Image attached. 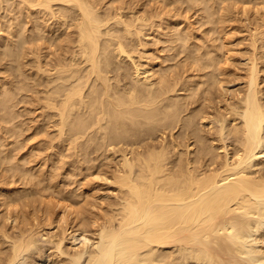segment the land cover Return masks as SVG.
<instances>
[{
	"label": "bare ground",
	"instance_id": "6f19581e",
	"mask_svg": "<svg viewBox=\"0 0 264 264\" xmlns=\"http://www.w3.org/2000/svg\"><path fill=\"white\" fill-rule=\"evenodd\" d=\"M16 1L17 0H0V9H5L7 7L6 14L7 12L9 13L10 9L16 10ZM102 1L99 0V3H102ZM163 1L164 0L160 2L163 3ZM167 1L170 3V0ZM175 1L178 2V0ZM175 1L172 0L171 3H175ZM179 1H183L182 5L185 2L187 6L189 5L188 3H193V6H196L195 4L199 0ZM223 1L225 2L227 0H222L221 2ZM235 1L236 5L234 0H231V2L229 1L230 5L233 4L236 6L233 7V11H230L232 15L233 12H236L234 9L237 8L239 10L238 7L241 6L238 0ZM245 1L246 5H242L243 7H241L240 10L244 15L247 14V9L248 11L251 9L249 8L250 3L247 5V2L252 0ZM254 1L255 3L257 2V0ZM254 1L252 2L255 5ZM259 1L261 0H258L257 3L261 5L262 2L261 6H264V2ZM18 2L19 1H17V5L22 9L21 18L22 16L23 18L20 19L19 14H17L15 20L8 17L9 20L12 19V23L10 22L9 24V21L8 23L5 22L6 26L7 24L10 26L8 28L6 27L7 33L6 31L3 33L4 30L2 32L5 23L4 26L2 25L3 23H0V34H4V37H0V40H6L7 37L5 34L8 35V41H6L5 44L3 42L2 45L0 41V61L11 57H14L15 60L17 57L18 60L22 52L23 55L26 54V58L28 55L29 58L30 56L33 58V66L30 70L33 68L35 71L34 75H38L37 77L40 81H37L36 85H34V87H38V89L36 88L37 90L34 89V94L35 90L38 93L37 98L36 95L32 97L39 101H37L39 104V106H37L41 109L40 114L42 115L40 116H44V120L41 119V121H44V125L41 124V130L39 129L41 133L38 131V134L40 133L43 135L45 128L47 129L48 126H51L52 129L54 128L53 130H55L56 133V139L54 140H57L60 144L63 142L67 148L69 146L72 147L73 150L71 154H73L71 157L74 161L77 160L76 164L80 161L83 163L85 156L86 159H88L87 155L91 154V152L95 151L96 154V151L101 152L102 150L103 155V152L105 154L106 151L112 149L113 152L111 157L118 158V162L114 164V166L112 163L114 170L112 171L113 173L110 174V176L112 175L110 182L108 181L109 178L106 177H103L104 179L102 178L101 180L108 181L111 185L113 184L116 186L115 190H117V192L116 194L114 193L116 201L109 204L110 209L104 210V207V212L100 210L102 214L93 215L94 213H90L92 215L90 216L91 219L88 218L89 221H86L85 218L79 216L80 214L82 215L80 211L79 215L77 214V207L79 208V206L76 207L72 204V196L68 197V194L66 197L63 195L62 190L61 194L59 191L60 188L56 190L55 185L51 186L53 176L50 178L51 181H49L50 179L47 181L46 176L48 175L45 176L44 173V175L41 176V170L40 177L45 176L44 178L46 180L44 181H47L48 185L51 183V185L47 187L45 183V186L43 185V187L35 189V186L33 187L32 184L33 191L36 193L35 196H37L36 201L38 203V201L41 200L40 203H43V199L50 195L51 199L49 197L48 200H50L51 203L48 201L50 203L48 207L51 205V210L52 206L53 210H58L55 216V218H57L54 220L50 219L54 214L53 212L50 213V218L47 217V215L44 216L46 218H43L42 216L44 214L40 217H35L38 216L35 215V213V216L33 215V217H30L29 213V218L27 217L23 211L22 202L25 204L27 200L26 204H29L30 209L32 187L29 185L28 189H31L30 194L26 188V190L21 189L19 184H22L25 178V185H27V181L37 176H31V173L29 175L28 172L31 171L29 167L31 166L27 167L29 169H27L28 172L26 169H22L24 165L22 166L19 164L21 157L18 161L16 159L17 162L15 161L12 164L14 157L16 158L17 155L18 157H24L20 153L18 154V149L20 147L17 149L18 152L16 149L15 151L12 150V152H16L14 157H12L14 153L11 152L12 155L10 154L11 148H8V145L12 142L11 146H15L13 145L15 136L12 137L10 135L11 142H7V146L5 145L6 142L3 141L5 140L3 134H7V138L8 133L15 135L17 132V128L15 130L16 132H14V122L11 121L13 119H18L16 114H9L10 111H13H5L4 108L6 106L9 107L11 99L12 103L14 102L12 95L14 96L16 94L15 89L18 92L20 90L18 85L16 88L11 85L10 89L12 87V89H14V92H11L7 89L9 85L6 86V84V89H4V83L6 81L3 83L2 80L6 75L3 72L1 76H5L4 78L1 77L2 80L0 82V167L2 166L1 170H3L0 172V213L3 214L0 215V243L2 245L0 246V264H14L23 254L26 256L27 254L25 255V253L33 250L31 248L35 245V235L48 237L51 241L49 244L52 245L51 248H53L50 254H46L49 253L48 251L45 255L41 253L42 257L39 259L40 263L38 264H42L41 261L43 262V260L49 261L50 264H189L191 261H194L195 264H252L256 260L260 263L261 259L262 264H264V250L253 245L254 240L259 237V231L262 230L263 232L264 227V159L260 157V155H264V151L259 150L262 149L264 145V65L261 66V63H259V60L262 61V59H264V54L260 56L256 46L257 41H259L258 38L262 41V47L264 46V41L262 39L264 38V32H260L261 30L258 29L259 25L256 27L259 31L253 27L252 33L248 28L245 30V32L249 31L248 33H251V38L248 36L249 41L246 40L250 42L249 47L251 45L250 49H247V52L244 53L246 58L243 56V53H241L242 59L243 57L245 58L244 66L246 65V70L242 72V62L241 71H239V73L244 74L240 77L241 81H233L234 84L236 82L241 83H239L237 87L231 88L227 86L223 89L221 85L223 84L221 80L223 76L221 75L224 74V71L222 69L224 68L225 70V66H228L230 62L233 64L234 62L230 60H233L232 55L235 57V55L232 54V52L234 53L235 51L233 50L231 52L229 46L231 45L234 47L235 43H242V40L240 41L239 39V42L236 41L233 45L231 41H223L222 37V40L219 38L220 41L218 36L215 35L212 36L214 38L210 36L213 41L209 40L210 37L208 38L210 42L212 41L211 44L208 43L207 46H203L201 44V38L198 39L194 35H191L193 41L184 43L182 26L178 27L181 25L180 23H178V26L175 24L177 20H179V17L177 14L173 13L174 7L172 8L174 17L171 18L173 20L176 15L178 19L175 18V23L170 22V18L164 21L163 18H166V16H163L162 19H159L160 16H157L158 20L152 12L154 9L151 10L153 15H150L148 12L147 16L143 13L139 14V12H136L137 9L132 10L133 6L128 12L126 11V13H123L125 9L122 4V7H118L116 3H114V6L111 5L113 4L112 2H116V0H108L109 5L107 7H111L107 10L106 8L102 10L105 4L101 6L96 0H20V2ZM119 2L122 3V0H119ZM221 2H219L218 5L224 4L223 7H227V4L225 5V3ZM3 3H6V6L4 5L3 7ZM212 3L214 4V2ZM212 3L209 0H203V7H200L201 9L199 8L202 10V14L200 15L201 21V17H203V19H205V17L206 19L211 17V20L213 17L215 18L214 14H216V10H214V8L217 6L215 7V4L212 5ZM237 3L239 4L237 5ZM257 3L254 7L252 5L253 8H259L258 10L255 8L254 12L252 11L253 15L250 11L251 15L249 16H252V18L256 16L259 17L264 9V7H260ZM133 4L134 3H132V5ZM126 5L127 4H125V7ZM166 5L167 3L164 4L165 7ZM182 5L180 4L179 7ZM187 6L186 8H188ZM193 6L192 4L189 6L190 10L193 9ZM199 6H201V4H199ZM247 6L248 8L245 9ZM54 7H56L57 12ZM141 7H144V5ZM223 7V13H220L221 6H219L216 15H218L219 12V14L226 16L225 10H227V8L224 10ZM137 8L139 9V7ZM156 8L157 6L155 7V11H157ZM177 8L178 7H176V10ZM164 9L165 8H162V13ZM144 10H146V8ZM169 10L171 9H168V11ZM168 11L167 14L169 15ZM228 11L229 10H227V12ZM159 12H161V10ZM184 12H186L185 8ZM199 14L200 12L198 13L197 11L195 15L196 18L199 17ZM227 15V19L228 17L229 19L232 18V16L230 18V14ZM239 15V18H244L240 12ZM6 16H3V18H6ZM261 16L258 19L261 20ZM47 17L49 18L47 19ZM257 17L254 18L255 22L257 21ZM219 18L220 15L218 19ZM222 18L224 17L222 16ZM246 18L247 16L245 19ZM263 18L262 21H264ZM50 19L51 21L48 23L47 20ZM67 19L72 23L71 25L69 24L70 27L67 26V24L70 23V21L67 23ZM155 19L158 21H155ZM200 19V28L202 29L203 25L207 23H205V21L204 23L201 22ZM220 19L219 21H224L223 24L225 25L226 19ZM247 19L250 20V17ZM4 20L7 21V19ZM59 20L60 25L57 24ZM217 20L216 23L214 20V23L215 26L217 24L216 32L220 35L222 32H219V30L224 31V28L221 30L222 28L220 27L221 29L219 28V30H217L219 25L223 26V24L221 22L220 24ZM23 21L26 22V26H23ZM189 21H191V19ZM212 21H206L208 22V29H210L209 24ZM233 21L235 22V20ZM258 21L256 23H258ZM46 22L48 23L47 26ZM178 22H181V20ZM191 22H195V18L194 21ZM228 22H230V20L227 21V24ZM260 23V27L262 26L264 30L262 22ZM248 24L250 23L248 22ZM248 24L245 23V26ZM61 26L63 31L66 29L65 32L68 28L72 29L70 33L68 30L71 37L65 42L66 44L68 43L64 45L65 48L63 47L64 49H61V51L59 50L60 54H57L54 58L51 57L53 58L51 61L48 60L49 57L47 58L42 54L43 52H47L46 49L48 48H52L53 50L57 42V47L59 43L64 44L61 38L63 35V33H61ZM155 26L161 31L160 32L156 28V30L159 31L158 37L160 33H163L161 37L164 36V38L159 39L156 36L157 31L155 30ZM176 26L177 29L179 28V31H176L177 29L175 30ZM191 26L192 28L193 26L197 27V25H193L192 23ZM215 26L213 24L212 27L215 29ZM57 27L60 28V32H58L59 30L57 31ZM189 27L190 25H188L187 29L191 31L192 29ZM227 27L229 28V26ZM200 28L198 29L200 30ZM29 29L30 32L28 31ZM185 29L186 28H184L183 31H185ZM208 29L205 28V30L209 32ZM228 30H230V28ZM25 32L31 35L30 37L29 35L27 36L29 40L24 38ZM55 32L56 34L58 32L57 36L60 35L59 33L62 34L60 35V42L57 41L58 38ZM154 32H156V35ZM204 32L205 31H203V34ZM195 33L197 34L198 32H195L194 29V34ZM226 33V38L228 40L231 39L228 37V31ZM232 33L230 31V34ZM45 34H50V36L47 38V35L44 42H42L43 35ZM53 34L56 36V42L52 47V42L55 40ZM67 34L63 35V38L66 39L68 36ZM208 34L213 35L210 32L207 34L205 32V37ZM9 35L12 38L10 37L9 39ZM199 35L201 36V34ZM35 37L38 38L37 40H40V43H43H41L40 46L44 47V51L42 49L39 50L37 47L39 51H35V53L32 52L31 47H33L32 43H34ZM231 37L234 38L235 36L231 35ZM143 38L145 40L146 38L155 39V41L152 40L154 46L156 40H158V44L162 42L160 46L163 45V43H167L168 46L172 43V49L179 45L178 41H181V48L183 47L181 52L186 53L183 55L184 59H181L180 67L178 64L177 69L176 64V68L173 67V70H171L169 64H166L164 68H169L170 70L168 69V71L170 72L166 75L164 74L165 76L160 74L159 69H161V67L159 68V65L162 63V60L158 61V71L155 70L156 68L154 67L156 64L155 66L153 65L152 59V64L149 59L143 60L148 50H151L150 47H148V50L146 49L145 44L147 42L145 43ZM37 40L34 46H36L37 43L40 44ZM175 41H177V45ZM214 41L215 43H213ZM261 41H259L260 44L258 43V46L261 45ZM152 42L150 41V45ZM173 42H175L176 46ZM247 42H245L246 45H248ZM26 44L28 46L30 45L27 47L29 51L26 49ZM62 44L61 46H63ZM158 44H156V46ZM24 45L25 49L28 51L26 53L24 52L26 51ZM165 46L167 47V45ZM165 46L163 47L166 48ZM155 47L153 48L152 46L153 49H155ZM244 47L247 48V46ZM262 47L260 49L258 48L260 53ZM162 49V47L161 49L159 48L161 52ZM177 49L180 50V45ZM177 49L172 50L174 53L176 51V54H174L175 58L170 55L173 60L169 58V62L171 60L174 61L177 55L179 57L180 51ZM34 50L35 47L33 48V51ZM155 51L152 55L149 54V56L152 57L154 53L157 55V51ZM150 52H152V50ZM250 52L251 54H249ZM52 53L53 51L49 52V54L47 52V56H51ZM55 53H58L57 48ZM55 53L53 54L55 55ZM246 53L249 56H246ZM23 55L21 58L25 57ZM146 57L149 58L148 56ZM154 59L155 58H153V60ZM142 60L145 62L141 63ZM2 62H0V69L1 65L2 67L4 66ZM159 62L161 63L159 64ZM163 62L167 63L165 59ZM27 63H25L24 67L28 65ZM229 66L231 67V65ZM20 68L22 69V67ZM164 68H162L161 71ZM17 69L19 70V66L16 70ZM165 69L164 72L166 73L167 70ZM174 69H177L176 72H174ZM24 70H26V68ZM236 70L238 69H234L235 72ZM222 72L223 74H221ZM219 76H221V78H219ZM30 78L32 82V79H34L32 74ZM4 80H6V78ZM26 81L27 82L24 84L28 83L29 77ZM229 83L232 82L229 81ZM31 84L33 87V83ZM31 84L29 82V85ZM23 85H19V87ZM25 87L27 89V86ZM26 89L25 91H28ZM31 91H33V89ZM178 91L181 92V95ZM214 91H216L218 95H221V98H217ZM17 95L15 97H17ZM12 103L11 105L13 106L14 103ZM11 105L10 107H12ZM38 118L40 117L38 116ZM10 121L12 122L13 128L11 125L7 126V123L9 122L10 124ZM21 121L22 120H20V123L22 124L23 121ZM3 124L6 125L4 126ZM38 124L40 126L39 121ZM34 131L36 132V130ZM17 133L19 135V132ZM38 134L36 133V135ZM18 135L16 138L20 137ZM42 135L41 138L45 141L46 138L43 139L44 137ZM46 135L48 136V134ZM17 140L16 142L14 141L16 145L18 143ZM50 141V143H52L53 138ZM4 142L5 144H3ZM38 144L39 143H37V145ZM52 147L50 144V150H52ZM116 147H120L119 154L115 151L117 150ZM60 148L64 149L63 145ZM67 148L66 150L68 151ZM12 149H14V147H12ZM56 151L55 149V153L52 151L54 156L51 155V157H55L56 153L62 157L60 154L62 151H60V153ZM74 151L75 156H73ZM63 155L65 156L64 153ZM57 157L58 156L54 159L56 160ZM79 157L82 158V160ZM11 158H13V160ZM62 158L56 161L59 162L61 159V162H63ZM90 159L91 157L89 160ZM95 160H97V158H95ZM49 162L51 163V168H53L54 165L52 164L54 161L51 162L49 160ZM7 164H9V166ZM12 166H15L13 168H16V172L14 171V173L12 169L13 174L11 173L12 175H10L9 173V175H6V171L8 169L10 170ZM41 167L43 169L45 168L43 165ZM55 170L51 169V171L59 173L58 169L55 168ZM36 173L38 175V172ZM48 174L50 177V173ZM53 174L54 173H52V175ZM66 174L68 175V173H64L65 177ZM37 178L40 179L39 177ZM37 178V183L42 186L40 182L43 184V181L40 180L39 182ZM54 179L56 180L55 177ZM33 180L35 181V179ZM17 182H19L18 185ZM72 182L70 186L73 188L72 184L74 183ZM11 184L12 186H10ZM15 184L16 186H13ZM64 184H68L69 186L68 182L65 183L64 181ZM35 185H37L36 182ZM82 185L84 186L86 184L82 183ZM17 186H19L21 190H19ZM46 189L47 191L49 190L48 193L45 192ZM62 189H64V186ZM73 191L75 190L73 189ZM93 191L92 193H94ZM94 194H96V192ZM86 195L85 202L84 197ZM86 195H82L84 201H81L82 203L80 202V204L78 203L80 206L82 205V207H84L87 201H92V196H90V200H87L89 195ZM73 198H75L74 195ZM76 198L81 197L76 196ZM99 202H101L100 198ZM45 203L46 201L44 205ZM47 203L45 210L46 208L49 210ZM90 204L92 205V203ZM93 204L96 205L97 202ZM87 206L89 207V205ZM87 206L84 208L86 209ZM91 207H94V205ZM97 207L98 209H102L101 206ZM48 210L47 212L49 213ZM27 212L28 211H26V213ZM76 215H78L79 218ZM59 223L63 225L59 226ZM8 229H14L17 232H14V234ZM57 229L60 231L58 232ZM54 230L57 232H54ZM257 232L259 233L257 234ZM257 244H259L258 240ZM175 247L178 248L177 253L181 252V256L178 257V255H175ZM244 256L246 257L243 259L242 257ZM36 259L38 260V258ZM188 259H191V261L189 262ZM222 259H224L223 262ZM250 261H252V263H250Z\"/></svg>",
	"mask_w": 264,
	"mask_h": 264
},
{
	"label": "rangeland",
	"instance_id": "374dc122",
	"mask_svg": "<svg viewBox=\"0 0 264 264\" xmlns=\"http://www.w3.org/2000/svg\"><path fill=\"white\" fill-rule=\"evenodd\" d=\"M17 1H19L20 2V0H17ZM17 1H16V5H15V9L16 10H11L10 9V11H9V13L7 12V14L5 13L6 11H7V7L5 8V9H0V16H1V21H0V23L4 26V23L5 22H7L8 23V21H9V24H10V22L12 23V19L11 20H9L8 19V17L9 18H13L14 20H15V18L17 17V14H19L20 15V17H19V15H18V17L20 18V19H22L23 18V16H22V18H21V15H22V9H21V7L20 6H18L17 5ZM102 1V0H101ZM104 1V2H103ZM102 1V3L100 2L99 3V0H96V2H98L101 6L102 5H106V3H107V5H106V7H105V5L102 7V10H104L105 8H106V10L108 9V8H110L111 6H109V7H107L109 4H108V0L107 1H105V0H103ZM110 1H112V0H110ZM121 1V0H120ZM133 1V2H132ZM160 1H162V0H122V3L121 2H119V0H118V3H117V0H116V2H112L113 4H111V5H113L114 6V3H116V5L118 4V7H122V5H123V8L125 9L124 11H123V13H126V11L128 12V10L129 9H131L132 8V6H133V9L132 10H136V12H139V14H145L146 16H147V13L149 12V14L150 15H153V13H154V16H155V18H157V16L159 17L160 16V18L159 19H162V17L163 16H166V18L164 17L163 18V20L164 21H167V20H165V19H169L170 18V22H173V23H175V18H177L176 17V15H175V18L172 20V18L174 17V14H177V16L179 17V20H177V22L175 23L177 26H178V23H180L181 25L180 26H178V27H181V29H182V34H183V40H184V43L185 42H190V41H193V37L191 36V35H194L195 37H197L198 39L199 38H201V44L203 45V46H207V44L209 43V44H211L212 43V41H213V39L212 38H214V37H212V36H215V35H217L218 36V39L220 38L221 40H222V38H223V41L224 40H226V41H231V44H233L234 42H236V41H238L239 39H240V41L242 40V43L241 42H239V43H235V45H234V47L233 46H229L230 48V51L232 52L233 50L235 51L234 53L232 52V54H234L235 55V57H233V55H232V59L233 60H230V61H232V62H234L233 64H231V62H230V64L229 65H231V67L228 65V66H225L226 68H225V70H224V68L222 69L223 71H224V74H223V72L221 73V74H223V75H221V76H223V78L221 79L222 80V82H223V84H221L222 85V87H223V89H225V87H231V88H233V87H237V85L239 84V83H241V82H236L235 84L233 83V81H241V78L240 77H242V75L244 74V73H239V71H241V66H242V64H243V66H242V72H244L246 69H245V66H244V61H245V55H244V53L245 52H247V49H250V47H251V45H250V47H249V43L250 42H247V41H249V37L251 38V31L253 30L252 29V27L254 28V29H257L256 27L259 25V28L258 29H260L261 31L260 32H264V30H263V27L261 26L260 27V22H262V25L264 26V21H262V18L264 17V15H263V12H264V9L262 10L261 8V10H262V14L261 15H263V16H261V15H259V17L261 16V20L260 19H258L259 17H257V21H258V23H256L255 22V20H254V18H256V17H254L255 16V14H254V18H252V16H249V15H251L250 14V11H251V13H252V15H253V12L255 11V8H253L255 5H256V3L258 2V0H257V2L255 3V1L254 0H252V1H254V3H255V5L253 4V2L252 1H250V0H248V1H250V2H247V5L250 3V5H249V8H251L249 11H248V6L245 8V9H247V14L246 15H244V13L243 12H241L240 10H241V7H243L242 5H246V1L244 0V3H243V0H241V2H240V0H238L239 1V3L241 4V6L240 7H238L239 8V10L237 9V8H235L234 10L237 12V11H239L240 12V14L241 15H243V17L244 18H239V12H233V15L234 14H236V15H232L231 14V10L233 11V7H236V6H234L233 4V6L232 5H230V2H231V0H227L228 1V3H227V1H223V2H221L220 0H219V2H221V3H225V5L227 4V7H223V5L222 4H220V5H218V0L216 1V0H209L211 3L212 2H214V4H215V7L216 8H214L212 5H214L213 3H212V7L214 8V10H216V14H217V10H218V8H219V6H221V11H220V13L222 12L223 13V11H222V7H223V9L225 10L226 8H227V10H229L228 12H227V10H225L226 11V16L225 15H221V14H219V12H218V15H216V14H214V16H215V18L213 17L212 18V20H211V17H209V18H207L206 19V17H205V19H203V17H201L202 18V21H201V19H200V15L202 14L201 12H202V10H200L202 7H203V0H199L198 2H196V6H193V3H191L192 4V8L193 9H191L190 10V3H188V2H186V3H188L189 5L187 6V4H185V2H184V4L182 5V3H183V1H179L178 0V2L177 1H175V0H173V1H175V3H177V4H175V3H171V1L172 0H170V3L167 1V0H164L163 1V3L162 2H160ZM205 1V0H204ZM261 1H263L264 2V0H261ZM261 1H259V2H261ZM18 2V3H19ZM123 2H124V4H123ZM126 2V3H125ZM159 2V3H158ZM180 2V3H179ZM234 2H235V5H236V1L234 0ZM130 3V4H129ZM132 3H134L133 5H132ZM144 3V4H143ZM167 3V5H169V6H167L166 5V7L164 6V4H166ZM198 3V4H197ZM205 3V2H204ZM233 3V2H232ZM239 3H237V5L239 4ZM122 4V5H121ZM125 4H127L126 5V7H125ZM157 4V5H156ZM173 4V5H172ZM182 5V6H180L179 7V5ZM199 4H201V6H199ZM260 7H264V6H261L262 5V2H261V5L259 4V3H257ZM264 4V3H263ZM4 5L6 6V3L4 4L3 3V7H4ZM115 5V6H116ZM121 5V6H120ZM144 5V7H141V6H143ZM171 5V6H170ZM252 5H253V7H252ZM131 6V7H130ZM147 6V7H146ZM152 6V7H151ZM157 6V8H156V10L157 11H155V7ZM160 8H159V7ZM185 6V7H184ZM186 6L188 7V8H186ZM197 6H199V7H197ZM251 6V7H250ZM13 7V6H12ZM128 7V8H127ZM136 7V8H135ZM137 7H139V9L137 8ZM174 7V9H173V13H172V8ZM176 7H178L177 8V10H176ZM182 7V8H181ZM198 9H197V8ZM201 7V8H200ZM258 7V6H257ZM18 8H19V10H20V12H19V10H18ZM135 8V9H134ZM141 8V9H140ZM146 8V10H144ZM158 8H159V10H158ZM162 8H165L164 10H163V13H162ZM184 8H185V11L186 12H184ZM195 8V9H194ZM200 8V9H199ZM229 8V9H228ZM230 8H232V9H230ZM54 9L56 10V12H57V9H56V7H54ZM127 9V10H126ZM150 11H149V10ZM154 9V11H152L151 12V10H153ZM168 9H171V10H169L168 11ZM179 9V10H178ZM188 9V10H187ZM254 9V10H253ZM257 9V8H256ZM259 9V8H258ZM257 9V10H258ZM3 10V11H2ZM140 10V11H139ZM142 10H143V12H142ZM148 10V11H147ZM161 10V12H159ZM166 10V11H165ZM182 10H183V12H182ZM190 10V11H189ZM12 11H14V12H12ZM167 11H168V13H169V15L167 14ZM178 11V12H177ZM195 11V12H194ZM197 11H198V13L200 12V14H199V17L198 18H196V14H197ZM242 11H243V8H242ZM253 11V12H252ZM260 11V10H259ZM151 12V13H150ZM158 13V15H157V13ZM180 12V13H179ZM59 13V12H58ZM57 13V14H58ZM155 13H156V15H155ZM162 13V14H161ZM166 13V14H165ZM179 13V14H178ZM196 13V14H195ZM249 13V14H248ZM172 14H173V16H172ZM180 14H182V15H180ZM225 14V13H224ZM227 14H230V18H231V16H232V18L231 19H229V17H228V19H227ZM7 15V16H6ZM150 15H148V16H150ZM162 15V16H161ZM187 15H188V17H187ZM191 15H193V16H191ZM219 15H220V20H224V18L226 19V23H225V25L223 24V22L224 21H219V19H218V17H219ZM3 16H6V18L4 17L3 18ZM167 16H168V18H167ZM181 16H182V18H181ZM195 16V17H194ZM217 16V17H216ZM222 16L224 17V18H222ZM247 16V18H249L250 17V20H251V22H252V24H254L255 25V27H254V25H252L251 24V22H250V20L249 19H245V17ZM172 17V18H171ZM183 17H184V19H183ZM190 17V18H189ZM237 17V18H236ZM2 18H3V20L4 19H7V21L6 20H2ZM49 17H47V19H48ZM187 20H186V19ZM189 18V19H188ZM194 18H195V22H191V21H194ZM234 18V19H233ZM33 19V18H32ZM158 19V18H157ZM157 19H155V21L157 20ZM158 19V20H159ZM178 19V18H177ZM183 19V20H182ZM191 19V21H189ZM199 19H200V21L201 22H203L204 23V21H205V23H207V24H204L203 25V30L200 28V22H199ZM218 19V20H217ZM244 19V20H243ZM157 20V21H158ZM181 20V22H178V21H180ZM184 20H186V21H184ZM214 20H215V23H216V20L220 23H222L223 24V26L222 25H219L218 26V29L217 30H219V28L221 29V30H223V28H224V31H220L219 30V32H222L220 35L219 34H217V32H216V28H217V24H216V26H215V23H214ZM230 20V22H228V24H227V21H229ZM233 20H235V22L233 21ZM236 20H237V22H236ZM242 20H243V22H242ZM248 20V21H247ZM263 20H264V18H263ZM49 21H51V19L50 20H47V22L49 23ZM67 21V23H68V21H70L69 19H67L66 20ZM183 21V22H182ZM188 21H189V23H188ZM197 21V22H196ZM206 21H212V22H210V29H208V22H206ZM244 21H245V23H247L248 24V22L250 23V24H248V25H246L245 26V23H244ZM46 22V26H47V23ZM162 22V21H161ZM199 22V23H198ZM254 22V23H253ZM66 23V24H67ZM155 23H158V22H155ZM183 23V24H182ZM190 25V27H191V31L189 30V29H187L188 28V25ZM191 23L193 24V25H197V27L196 26H193V28H192V26H191ZM197 23V24H196ZM203 23H201V24H203ZM211 23H212V25H211ZM220 23V24H221ZM229 23H230V25H229ZM9 24H7V26H6V23H5V26H4V28H3V26L1 25V27L3 28L2 29V32H3V30H4V32L3 33H5V31H6V33H7V28L8 27H10L9 26ZM26 24V22L25 21H23V26ZM57 24H59L60 25V20H59V22L57 23ZM69 24L71 25L72 23H71V21H70V23H68L67 24V26H69ZM213 24H214V26H215V29H214V27H212L213 26ZM185 27H184V26ZM229 26V28H230V30H228L229 28L227 27V26ZM243 25V26H242ZM26 26V25H25ZM40 26L42 27V25L40 24ZM177 26L175 27V30L177 29ZM199 26V27H198ZM202 26V25H201ZM226 26V27H225ZM241 26V27H240ZM244 26H245V28H244ZM7 27V28H6ZM70 27V26H69ZM189 27V28H190ZM156 28H157V26H155V30H156ZM184 28H186L185 29V31H183V29ZM198 28H200V30L197 29ZM205 28L206 29H208L209 30V32L210 33H215V34H213V35H211V34H208V35H206V37H205V32H206V34L207 33H209L208 31H206L205 30ZM211 28H212V30H211ZM227 28V29H226ZM233 28V29H232ZM243 28V29H242ZM246 28H248V30L251 32V33H248L249 31H246L245 32V30H246ZM250 28V29H249ZM262 28V29H261ZM10 29V28H9ZM60 28H58L57 27V31L59 30ZM180 29V30H181ZM194 29H195V32L197 31L198 33L196 34H194ZM257 29V30H258ZM61 33H63V35H66L67 33H68V30H69V33L70 32H72V29L70 28H68V30L65 32V30L63 31V28H62V26H61ZM157 30H159L158 28H157ZM156 30V31H157ZM228 31V37L229 38H231V39H227L226 37H227V31ZM243 30V31H242ZM29 32H30V29L28 30ZM27 31V32H28ZM55 31H56V28H55ZM160 31V30H159ZM159 31H157V35H156V32H154V34L158 37V34H159ZM176 31H179V28L176 30ZM191 32V34H190V32ZM202 31V32H201ZM203 31H205L204 32V34H203ZM215 31V32H214ZM230 31H231V33L232 34H230ZM244 32V33H242V32ZM259 31V30H258ZM58 32H60V30L58 31ZM58 32H57V34H58ZM66 34H65V33ZM161 32V31H160ZM163 32V31H162ZM165 32V31H164ZM181 32V31H180ZM185 32H186V36H185ZM201 32V33H200ZM0 33H1V30H0ZM61 33H59L60 35H62ZM67 34L68 36L66 37V39L65 38H63V35H62V39H63V41H64V44H62L63 46H61V44L59 43V45H58V47H57V44H58V42L56 43V46L55 47H53L54 45H55V42H56V36H57V34H56V32H55V34H56V36L53 34V37H54V41L52 42V44L53 45H51L52 47H53V50H52V48H48V49H46V51L48 52V54H49V52H51V51H53V53H55L56 52V48H57V51H58V53H55V55L52 53V55L51 56H47V52H43L44 51V47L43 46H40L41 45V43L42 42H44V40L46 39V36L48 35V34H45V35H43V38H42V42L40 43V40H37L38 38L37 37H35V41H34V43L36 44V40L37 41H39V43L40 44H38L37 43V45L36 46H34V43H32V45H33V47H31V49H32V52L33 53H35V51L37 52V51H39V50H43L42 52H43V54L42 55H44V56H46L47 58H48V60H53V58L55 57V56H57V54H60L59 52L61 51V49H64L65 47H64V45L66 44L65 42H67L69 39H70V34ZM188 33H189V37H188ZM225 33H226V36H225ZM246 33H247V35H246ZM32 34V33H31ZM199 34H201V36L199 35ZM202 34H203V38H202ZM236 34V35H235ZM3 35V36H2ZM0 34V37H4V34ZM25 39L27 38V36L29 35V37L31 36L29 33L27 34L26 32H25ZM60 35H58L57 36V41H61V40H59L60 39ZM161 35H163V33H160V35H159V39L160 38H164V36H162L161 37ZM231 35L232 36H235L234 38L233 37H231ZM5 36L7 37V39L6 40H3L2 38V40H0L1 41V44L3 45V42H4V44H5V42L6 41H8V35H6L5 34ZM50 36V34L47 36V38ZM191 36V37H190ZM199 36V37H198ZM212 38H211V37ZM224 36H225V39H224ZM249 36V37H248ZM10 35H9V39H10ZM186 37V38H185ZM210 37V38H209ZM222 37V38H221ZM239 37V38H238ZM12 38V37H11ZM206 38H207V42H206ZM208 38H209V40H212L211 42L208 40ZM236 38H237V40H236ZM244 38V39H243ZM246 38V39H245ZM28 40H29V38H27ZM65 39V40H64ZM189 39H192V40H189ZM203 39H205V40H203ZM219 39V40H220ZM259 39V41H261V39L260 38H258ZM263 39V41H264V38H262ZM149 40V41H148ZM152 40L153 41H155V39H153V38H146V40L143 38V41L146 43L145 45H146V49L148 50L149 48L148 47H150V49L152 50V52H150L149 50H148V53H147V55H145V58L143 59V60H145V59H149V61H150V63L152 64V62H153V65L155 66V64H156V66L154 67V68H156L155 70H157L158 71V69L161 67V69L162 68H164V67H166V64H169V68H171V70H173V67L174 68H176V64H177V69H178V64H179V67H180V62H181V59H184V56L183 55H185V53L186 52H181L182 51V49H183V47L181 48V41L179 42L178 40V44L180 45V50L179 49H177V47L179 46V45H177V41H175L176 42V45H175V42H173L174 43V45L176 46L174 49H177L178 51H180L179 52V57H178V55H177V57H176V61L174 62V61H172L173 60V58H175V55L174 54H176V51H175V53L174 52H172V50H174V49H172L171 48V46H173V44L171 43V45H169L168 46V44L166 43H163V45H161L160 46V43L162 44V42H159V44H158V40H156V42H155V46H156V44H158L156 47L153 45L154 43L152 42ZM189 40V41H188ZM218 40V41H219ZM220 40V41H221ZM247 40V41H246ZM62 41V42H63ZM150 41L152 42V44L150 45ZM204 42V44H203V42ZM209 41V42H208ZM259 41H257V43H256V46H257V52L259 53V55L261 56V54L263 55L264 54V46L262 47V41H261V45H259L258 46V43L260 44V42ZM149 42V43H148ZM206 42V43H205ZM245 42H247L248 43V45H246L245 44ZM213 43H215V41L213 42ZM216 43H217V41H216ZM43 44V43H42ZM68 44V43H67ZM66 44V45H67ZM206 44V45H205ZM238 44V45H237ZM40 47H39V46ZM165 45H167V47L165 46ZM237 45V46H236ZM240 45V46H239ZM243 45V46H242ZM30 46V45H29ZM27 44H26V49L28 50V48L27 47H29ZM59 46H60V48H59ZM152 46H153V48L155 47V49H156V51H155V49H153L152 48ZM163 46H165L166 48H164ZM244 46H247V48H245ZM262 47V49H263V52H262V49H261V53H260V50H258V48L260 49L261 47ZM35 47V50L33 51V48ZM37 47L39 48V50L37 49ZM42 47V48H41ZM64 47V48H63ZM161 47L163 48L162 49V52L159 50V48L161 49ZM231 47H232V49H231ZM236 47V48H235ZM239 47V48H238ZM249 47V48H248ZM59 48V49H58ZM167 48H169V49H167ZM234 48V49H233ZM24 49H25V45H24ZM25 49V50H26ZM240 49H241V51L242 50H245V51H240ZM1 50V49H0ZM24 51L25 53L26 52H28V51ZM60 50V51H59ZM169 50H170V52H171V54H170V52H169ZM156 52L157 53V55H155V53H154V57L152 56V57H150L149 56V54H153V52ZM164 51V52H163ZM167 51V52H166ZM230 51H229V53H230ZM237 51V52H236ZM249 51V50H248ZM161 53V54H159V53ZM172 53H173V55H172ZM180 53H181V55H180ZM183 53V54H182ZM241 53H243V56L245 57H243V59H242V54ZM46 54V55H45ZM162 54H163V56H162ZM177 54H178V52H177ZM241 54V55H240ZM249 54H251V52L249 53ZM23 55V52L21 53V55L19 56L20 58L18 59L19 60V62H18V60H17V57H16V60H15V58L14 57H11V58H9V59H7V58H5V59H2V61L4 62L5 60V62L3 63L2 61H0V62H2V64H4V66L2 67V65H1V69H0V82H1V80H2V78L1 77H3L4 78V76L6 75V80H2V82L4 83V81H6L5 83H4V89H6V86L7 85H9V86H7V89H9L11 92H14V89H10V87H11V85L12 86H14L15 88H16V86L18 85V88H20V90H19V92L18 91H16V89H15V95L13 96L12 95V97H13V103L15 104V106H14V104L12 103V99H11V103L13 104V106L11 105V103H10V105L12 106V107H10V105H9V103H8V105H9V107L8 106H6L5 108H4V110L6 111H10V110H12L13 112H11L10 111V113L9 114H16V117L18 118V119H13V120H11L12 122H14V132H16L15 130H16V128H17V132H19V135H18V133L16 132V134L15 135H13V134H9L8 133V136H9V139H8V136H7V138H6V135L7 134H3V136H5L4 137V139L5 140H3V141H5L6 142V144H5V142L3 143V144H5L6 146L8 145L7 144V142L9 143V142H11V138H10V135L13 137V136H15L14 137V141L16 142V140L18 139V138H20V139H18L17 141H18V143H17V145L15 144V142L13 141V139H12V141H13V145H15V146H11L12 145V142H11V144H9L8 145V148H11V150H10V154H11V152H12V150H14L15 151V149L17 150L19 147L21 148H19L18 150H19V152H18V150H17V152H18V154L20 153L21 155H23L24 157L22 158V156H19L18 157V155L16 156V158L14 157V155H16L15 153L16 152H12V153H14L13 154V156L12 157H14V160H13V158H11L13 161H12V164H13V162H15L16 161V159H17V161H18V159L20 158V161H21V163H20V161H19V164L20 165H24L23 166V170H27L28 168L27 167H29V166H31V167H29V168H31L30 170L32 171H29L28 172V170H27V172L29 173V175H30V173H31V176H33V175H35V176H37V177H39L40 179H38L37 177V179H38V181L40 182V180L41 181H43V184H42V182H40V184L42 185V186H40L39 185V183H37V181H36V178H32V177H30V178H32V179H30L31 181L33 180V179H35V181L33 180L32 181V183H31V181H30V183H29V181H27L28 182V184L27 185H25L26 184V182H25V176L24 177H22V178H24V183L22 182V184H19V186H21V189H23V190H26L27 189V191L28 192H30V194H31V189L29 190L28 188H29V185H30V187H32V184H33V187L35 186V189H39V188H41V187H43V185L45 184V185H47V187L48 186H50L51 185V183L48 185L47 184V181H48V179H50L51 178V176H53V178H52V185L51 186H53V185H55L56 186V190L58 189V188H60L59 189V191L61 192V190L63 191V195L64 196H66L67 197V195L69 194V196L68 197H71L72 196V204H74V206H79V208L77 207V209H78V211H77V209H76V211H77V214L79 215V211L82 213V215L80 214L79 216L81 217H83V218H85V220L86 221H89L88 220V218H90L91 219V217L90 216H92L91 214L92 213H94L93 215H97V214H102L101 212H102V210L104 209V207H105V209L104 210H107L108 208L110 209V207H109V204H112L113 202H115L116 201V198H114V196H115V194H116V192H117V190H115V187L116 186H114L113 184L111 185V183H109L110 182V179H111V176H110V174L111 173H113L112 171L114 170V164H116L117 162H118V158L116 159V158H113V157H111V155H112V149H109L108 151H106L105 152V154H104V152H103V155H104V157H103V155H102V150H101V152L100 151H96V154H95V151L94 152H91V154H89V155H91V156H89V155H87L88 156V159H86V156H85V159L83 160V163L80 161L79 163H81V164H79V163H77L76 164V162H77V160L76 161H74V159L71 157L72 156V154H71V152H72V147L71 146H69L70 147V149H69V147L67 148L66 147V145L65 144H63V142L60 144V142H58L57 140H54V139H56L55 138V135H56V133H55V130H53L52 128H51V126H48L47 127V129L45 128V132H43V135L42 134H40L41 133V131H39V129H40V127H41V124H43L44 125V116H40V115H42V114H40L41 113V109L38 107L39 106V104H38V100H36V98H37V95H38V93H37V89H38V87L37 86H35L34 87V85H36V82L37 81H40L39 80V78L37 77L38 75H34V70H33V68H32V70H30L31 69V67L33 66V64H32V61H33V58L30 56V58H29V55L27 56V58H26V54H24L23 56H25L23 59L21 58V56ZM164 55H165V58H164ZM173 56V58H171V56ZM231 55V54H230ZM236 55H237V57H236ZM240 55V56H239ZM146 56H148L149 58H147ZM160 56V57H159ZM167 56H168V58H167ZM246 56H249L247 53H246ZM51 57H53V58H51ZM159 59H157V58ZM239 57H241V58H239ZM13 58H14V61H13ZM153 58H155L154 60H153ZM161 58H164L165 59V62H167V63H164L163 62V60L164 59H161ZM172 59L170 62L168 61V60H170V59ZM235 58V59H234ZM263 58V57H262ZM261 58V59H262ZM21 59V60H20ZM151 59H152V62H151ZM166 59H167V61H166ZM238 59V60H237ZM25 60V61H24ZM51 60V61H52ZM142 60V61H143ZM157 60V61H156ZM160 60H162L161 62L162 63H164V64H162L161 62H159V68L157 67L158 66V61H160ZM21 61V62H20ZM29 61H30V64H29ZM141 61V63H144L145 61H143L142 62ZM178 61V62H177ZM237 62V64H236V62ZM239 61V62H238ZM7 62V63H6ZM15 62V63H14ZM28 62V63H27ZM177 62V63H176ZM243 62V63H242ZM263 62V63H262ZM12 63V64H11ZM21 63H22V65H21ZM25 63H27L26 65V67H24L25 66ZM173 63H175V64H173ZM239 63H240V66H239ZM242 63V64H241ZM259 63H261V66H263L264 65V59H262V61L261 60H259ZM1 64V63H0ZM18 64H20V65H18ZM24 64V65H23ZM245 64H246V62H245ZM6 65V66H5ZM16 65H17V67L19 66V70H20V72H19V70L17 69L16 70ZM163 65V66H162ZM173 65V66H172ZM227 65V64H226ZM235 67H233V66ZM238 65V66H237ZM29 66V67H28ZM170 66H172V67H170ZM237 66V67H236ZM20 67H22V69L20 68ZM168 67V66H167ZM228 67V68H227ZM264 67V66H263ZM3 68V69H2ZM26 68V70H24ZM169 68H167V69H165V70H167V72L165 73L164 72V69L161 71V69H159L160 70V74H162L163 76H165L166 74H168L170 71H168V69ZM222 68V67H221ZM230 68V69H229ZM232 68H233V70H232ZM244 68V69H243ZM177 69H174L175 71L174 72H176V70ZM234 69H238V70H236V72L234 71ZM1 70H2V72H1ZM4 70V71H3ZM170 70V69H169ZM232 70V71H231ZM17 71V72H16ZM3 72L5 73V75H3V76H1L2 74H3ZM164 72V73H163ZM226 72V73H225ZM20 73V74H19ZM24 73V74H23ZM28 73H29V75H28ZM33 75V78L34 79H32V82H31V78H32V76H31V78H30V75L31 74ZM27 74V75H26ZM165 74V75H164ZM238 74H239V78H238ZM20 75V76H19ZM21 75H23V76H21ZM226 75V76H225ZM221 76H219V78H221ZM28 77H29V81H28V83H26V84H24L25 82H27L26 81V79L28 80ZM156 77V76H155ZM26 78V79H25ZM36 78H37V80H36ZM238 78V79H237ZM234 79V80H233ZM11 80V81H10ZM35 82H34V81ZM226 81V82H225ZM229 81L230 82H232V83H229ZM7 82H9V83H7ZM12 82V83H11ZM14 82V83H13ZM18 84H17V83ZM29 82H30V84L31 83H33V87H32V84L31 85H29ZM228 83V84H225V83ZM39 83V82H38ZM38 83H37V85H38ZM5 84H6V86H5ZM14 84V85H13ZM24 84V85H23ZM19 85H23V86H20L19 87ZM25 86H27V89H26V87ZM239 86V85H238ZM24 87V88H23ZM29 88V89H28ZM37 88V89H36ZM25 89L26 90H28V91H25ZM33 89V91H31ZM34 89H36L35 90V94H34ZM2 90H3V87H2ZM22 91V92H21ZM215 93V96L217 97V98H221V95H218L217 94V92L216 91H214ZM224 92V91H223ZM37 93V94H36ZM178 93L181 95V92L180 91H178ZM177 93V94H178ZM18 94V95H17ZM17 95V97H15ZM35 95H36V98H34L35 97ZM218 95V96H217ZM32 96H34V97H32ZM220 96V97H219ZM26 97V98H25ZM30 97H31V99H30ZM15 98H16V100H15ZM33 98V99H32ZM18 100H19V103H18ZM38 101V102H37ZM38 105V106H37ZM36 106V107H35ZM37 107H38V109H40V110H38L37 109ZM15 108V109H14ZM16 110V111H15ZM17 111H19V112H17ZM21 112V113H20ZM38 116L40 117V118H38ZM22 120L21 122H22V124L20 123V120ZM41 119H43L42 121H41ZM10 121V124H9V122L7 123L8 125L7 126H10L11 125V127L13 128V125H12V122ZM38 121L40 122V126H39V124H38ZM16 122V123H15ZM33 122V123H32ZM35 123V124H34ZM31 124V125H30ZM4 125V124H3ZM6 125V124H5ZM4 125V126H5ZM26 125V126H25ZM38 125V126H37ZM49 125H51V124H49ZM19 127H22V128H19ZM26 127V128H25ZM28 128V129H27ZM35 128V129H34ZM38 128V129H37ZM19 129V130H18ZM27 131H26V130ZM24 130V131H23ZM34 130H36V132L34 131ZM41 130V129H40ZM48 130V131H47ZM52 130H53V132H52ZM22 131V132H21ZM38 131L40 132L39 134H38ZM47 131V132H46ZM22 133V134H21ZM34 133H35V135H36V133L38 134V135H40V136H38V135H34ZM53 133V134H52ZM31 134H33V135H31ZM46 134H48V136L46 135ZM17 135L18 136H20V137H18V138H16L17 137ZM41 135L44 137L43 139H45L46 138V142L44 141V140H42V138H41ZM15 138H16V140H15ZM52 138H53V142L52 143H50L51 141L50 140H52ZM8 139V140H7ZM30 139V140H29ZM40 139V140H39ZM7 140V141H6ZM22 140V141H21ZM42 140V141H41ZM20 141V142H19ZM20 143V144H19ZM23 143V144H22ZM37 143H39L38 145H37ZM50 144H51V149L52 150H50ZM63 145V147H64V149L63 148H60L61 146ZM5 146V147H6ZM10 146V147H9ZM18 146V147H17ZM47 146H48V148H47ZM12 147H14V149H12ZM17 147V148H16ZM24 147V148H23ZM57 147H58V149H57ZM68 149V151L66 150V148ZM7 148V149H8ZM55 149V151L56 152H58V153H60V151H62V153H60L61 155H62V157H60L59 156V154H57L56 153V156H58L57 158H56V160L57 159H59V158H62L63 159V162H61V159H60V161L59 162H57L54 158L56 157H51V155L52 156H54V154L53 153H55L54 152V149ZM59 148H60V150H59ZM117 148V150H115ZM114 150L116 151V153H120V147H116ZM47 149V150H46ZM63 149V150H62ZM38 150V151H37ZM42 150H43V152H42ZM119 150V151H118ZM259 150H262V151H264V145H263V147H262V149H259ZM31 151H32V153H31ZM52 151H53V153H52ZM34 152V153H33ZM42 152V153H41ZM67 152V153H66ZM38 153V154H37ZM45 153H46V155H45ZM63 153L65 154V156L63 155ZM31 154V155H30ZM97 154H98V156H97ZM12 155V154H11ZM32 155H33V158H32ZM41 156V157H40ZM73 156H75V151H74V155ZM48 159H47V158ZM82 157V156H81ZM91 157V159L89 160V158ZM260 157H262L263 159H264V155H260ZM36 158V159H35ZM50 158V159H49ZM80 158V157H79ZM95 158H97V160H95ZM103 158V159H102ZM45 159H46V161H45ZM65 159V160H64ZM81 160H82V158H80ZM115 159V160H114ZM37 160V161H36ZM49 160L52 162V161H54L53 162V164L52 165H54V167L53 168H51L52 166H51V163L49 162ZM95 160V161H94ZM99 160V161H98ZM109 160V161H108ZM16 161V162H17ZM23 161H25V162H23ZM31 161V162H30ZM32 161H33V163H32ZM86 161V162H85ZM91 161V162H90ZM112 161V162H111ZM43 162H44V164H43ZM49 162V163H48ZM67 164H66V163ZM73 162V163H72ZM74 162H75V164H74ZM87 162H88V164H87ZM31 163V164H30ZM42 163V164H41ZM55 163V164H54ZM59 163V164H58ZM112 163H113V166H112ZM104 164V165H103ZM8 166H9V164H7ZM7 165H6V167H7ZM43 165V167H45L44 169L41 167V166ZM75 166V167H73V166ZM109 165V166H108ZM26 166V167H25ZM70 166H72V167H70ZM99 166V167H98ZM13 167H15V166H12V167H10V170L8 169L7 171H6V175H9V173H10V175H12L13 173H12V169H13V172L15 171L16 172V168L14 169ZM25 167V168H24ZM37 167H39V168H37ZM41 167V168H40ZM80 169H79V168ZM91 167V168H90ZM110 167V168H109ZM111 167H112V169H111ZM1 168H2V166L0 167V172L1 171H3V170H1ZM8 168V167H7ZM34 168V169H33ZM55 168L56 169H58V171H59V173L58 172H54V171H51V169L53 170H55ZM60 168V169H59ZM97 168V169H96ZM33 169V170H32ZM38 169V170H37ZM47 169V170H46ZM69 169V170H68ZM77 169V170H76ZM41 170H42V175H41ZM44 170V171H43ZM46 170V171H45ZM73 170V171H72ZM76 170V171H75ZM54 173L53 175H52V173ZM56 171V170H55ZM68 173V175L66 174V177L64 176V173ZM75 171V172H74ZM105 171V172H104ZM108 171H109V173H108ZM14 172V173H15ZM35 174H34V173ZM36 172H38V175H37V173ZM50 173V177H49V174L48 173ZM12 173V174H11ZM33 173V174H32ZM44 173H45V176L46 175H48V176H46V178H47V181H44V180H46L44 177H40V175L41 176H43L44 175ZM47 173V174H46ZM57 175V177H58V179H57V177H56V175ZM62 176H61V175ZM70 174V175H69ZM73 175V176H72ZM107 175V176H106ZM34 176V177H35ZM54 177L56 178V180L54 179ZM68 177H70V178H68ZM109 178V182L108 181H104V180H101L102 178ZM28 178V177H27ZM44 178V179H43ZM66 178V179H65ZM103 178V179H104ZM43 179V180H42ZM62 179V180H61ZM28 180V179H27ZM72 180H73V182H72ZM49 181H51V179L49 180ZM63 181V182H62ZM64 181H65V183H69V186H68V184H64ZM78 183H77V182ZM91 181V182H90ZM96 181V182H95ZM35 182H36V184L38 185H35ZM71 182L72 183H74V184H72L73 185V188L70 186L71 185ZM18 183L19 182H17V185H18ZM55 183V184H54ZM77 183V184H76ZM82 183L83 184H86V185H82ZM63 184V185H62ZM44 185V186H45ZM60 185H62V186H60ZM80 185V186H79ZM81 185H82V187H81ZM10 186H12V184L10 185ZM13 186H16V184L15 185H13ZM19 186H17L18 188H19ZM40 186V187H39ZM54 186V187H55ZM58 186H60V187H58ZM63 186H64V189H62L63 188ZM66 186V187H65ZM79 186V187H78ZM33 187H32V195H31V200H30V209H29V204L27 205L26 204V201H25V204H24V202H22L23 203V205H22V208H23V211L25 212V214L27 215V217L29 218V216L30 217H33V215H34V213H35V215H38V216H35V217H40V216H42L43 214V218H46V217H44L45 215H47V217H49L50 218V213H54L53 215H52V217L50 218V219H52V220H54V219H56L55 218V216L57 215V213H58V210H53V206H52V210H51V205L48 207V204H50L51 202H50V200H48V198L50 197V199H51V196L49 195V196H47V198L45 197L44 199H43V203H40V201L41 200H39V197H38V203H37V196H35V191H33ZM76 187H77V189H76ZM26 188V189H25ZM65 188H67V189H65ZM20 188H19V190H21ZM73 189L75 190V191H73ZM94 190V191H93ZM92 191L95 193L96 192V194H94V193H92ZM45 192H49V190L47 191V189L45 190ZM66 193V194H65ZM79 195H78V194ZM80 193H81V195H80ZM90 193H91V195H90ZM115 193V194H114ZM61 194H62V192H61ZM86 194H88L89 196H88V198H87V200H90V196H92L91 197V199H92V201L90 200V202L89 201H87V203H85L86 202V197H87V195ZM93 194V195H92ZM73 195L75 196V198H76V196L78 197V196H80L81 198H76V200H75V198H73ZM85 196L84 197V200H85V204H84V207L85 206H87V205H89V207L87 206L86 207V209L84 208V207H82V205L80 206L79 204H80V202L82 201H84L82 198H83V196ZM60 196H62V195H60ZM113 196V197H112ZM32 197H33V200H32ZM99 198H100V201L101 202H99ZM102 199V200H101ZM112 199V200H111ZM28 200H29V198H28ZM98 200V201H97ZM46 201V203H47V207L49 208V210L46 208V210H45V206H46V203H45V205H44V202ZM52 201V200H51ZM81 202V203H82ZM96 203L97 202V204L95 205V204H93V203ZM107 202V203H106ZM28 203V202H27ZM76 203V204H75ZM79 203V204H78ZM90 203H92V205L90 204ZM32 204V205H31ZM33 204H34V207H33ZM101 204V205H100ZM25 205V206H24ZM38 205V206H37ZM94 205V207H91V206H93ZM105 205V206H104ZM108 205V206H107ZM97 206H101L102 207V209H98V207ZM42 209H41V208ZM76 207H74V208H76ZM91 207V208H90ZM100 207V208H101ZM44 208V209H43ZM92 208H93V211H92ZM94 208H96V209H94ZM0 209H1V207H0ZM3 209V208H2ZM36 209V210H35ZM88 209V210H87ZM91 209V210H90ZM97 209H98V212H97ZM33 210H34V212H33ZM37 210H38V212H37ZM43 210H44V213H43ZM47 210L49 211V213L47 212ZM85 210V211H84ZM86 210H87V212H86ZM100 210H101V212H100ZM104 210H103V212H104ZM26 211H28L27 213H26ZM41 211V212H40ZM83 211V212H82ZM89 211V212H88ZM33 212V213H32ZM56 212V213H55ZM95 212H96V214H95ZM100 212V213H99ZM30 213V214H29ZM46 213V214H45ZM48 213V214H47ZM91 213V214H90ZM2 213H0V215H1ZM28 214H29V216H28ZM41 214V215H40ZM87 214H88V216H87ZM3 215V214H2ZM50 215V216H49ZM78 215H76L77 217H78ZM79 218V217H78ZM13 225H15V224H13ZM59 226H61V225H63L62 223H59L58 224ZM8 228L10 229V227L8 226ZM8 229V230H9ZM47 230V229H46ZM261 230V229H260ZM11 233L13 232H17L16 230H14V229H12V230H9ZM57 231H58V229H57ZM57 231H55L54 230V232H57ZM60 231V230H59ZM58 231V232H59ZM53 232V231H52ZM260 232V233H259ZM259 232H257V234L259 233V237H258V239H255L256 240V243H255V240H254V243H253V245H255L257 248H259V249H261L262 248V250H264V227H263V232H262V230L261 231H259ZM14 233V234H15ZM261 234H262V236H261ZM34 238H35V245L31 248V249H33V250H30L29 252H27V253H25V255L26 256H24V254L22 255V259L21 258H19L18 260H16L15 262H14V264H19L21 261V263L20 264H38V263H40V258L42 257V255H45V253L48 251L49 253H46V254H50L52 251H53V248H51V246L52 245H50L49 244V242L51 243V241L48 239V237H46V236H42V235H35L34 236ZM40 238V239H39ZM262 239V240H261ZM79 240H80V238H79ZM257 240H258V243L259 244H257ZM2 241V240H1ZM48 241V242H47ZM262 241V242H261ZM262 244V245H261ZM0 246H2L1 245V243H0ZM41 248V249H40ZM46 248V249H45ZM52 249V250H51ZM51 250V251H50ZM177 250H178V248H176L175 247V249H174V251H175V255H178V257L179 256H181V252H178L177 253ZM31 253V254H30ZM41 253H42V255H41ZM39 256V257H38ZM24 257V258H23ZM246 256H244V257H242L243 259L245 258ZM31 258V259H30ZM34 258V259H33ZM36 258H38V260L36 259ZM63 258V257H62ZM264 259V258H263ZM189 260V262L191 261V259H188ZM18 261V262H17ZM44 261H46V260H43V262L41 261V263L42 264H50V262L48 261H46V262H44ZM224 261V259H222V262ZM250 263H252V261H250ZM262 264V259L260 260V263H259V261L258 260H256V261H254L252 264ZM263 263H264V260H263ZM189 264H195L194 263V261H191Z\"/></svg>",
	"mask_w": 264,
	"mask_h": 264
}]
</instances>
